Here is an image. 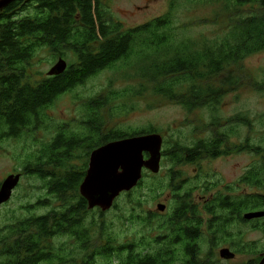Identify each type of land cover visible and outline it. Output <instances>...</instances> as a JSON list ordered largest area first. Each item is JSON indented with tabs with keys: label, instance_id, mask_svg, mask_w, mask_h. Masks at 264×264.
<instances>
[{
	"label": "trees",
	"instance_id": "trees-1",
	"mask_svg": "<svg viewBox=\"0 0 264 264\" xmlns=\"http://www.w3.org/2000/svg\"><path fill=\"white\" fill-rule=\"evenodd\" d=\"M106 1L13 2L0 13V142L18 139L32 127L41 126L45 110L61 96L82 85L86 78L119 64L133 69L156 96L188 114L204 111L219 117L222 99L242 89L243 83L260 94L264 92V80L255 79L251 85L245 65L250 57L264 52V0H173L166 14L133 29H125L113 19ZM208 6L218 9L210 21L222 19L225 32L214 40L188 37L194 23L177 26L180 10ZM43 51L63 60L71 56L74 62L55 79L33 80L37 74L32 71V63ZM119 97L115 95V99ZM107 103L108 99L99 98L87 105L90 138L60 128L51 143L43 146L32 168L25 167V174L46 181L48 194L60 207L1 228L0 264H98V259L106 264H196L192 256L196 232L192 223H181L177 217L171 216L161 226V231H168L167 236L159 235L151 242L141 238L119 243L112 225L92 223L89 229L85 224L91 211L79 188L87 164L76 169L72 165L75 152L83 150L88 158L95 149L110 142L157 133L153 129L104 133L101 114ZM243 118L245 127L251 128L248 115H238L237 122L242 124ZM202 128L208 130L210 126L206 123ZM234 131L230 126L228 132ZM212 142L217 143V138L197 139L191 146L177 142L164 155L177 167L224 154L216 152L218 147ZM245 150L264 158L263 147L252 145L249 139ZM255 174L256 166L248 171V187L256 186ZM173 177L180 179L177 174ZM142 184L143 180L133 191L123 194L131 212L142 208V200L135 195ZM155 187L163 188L161 184ZM168 188L175 195L181 193L180 186L171 184ZM180 197L176 203H189L191 192ZM251 199H247V210ZM42 206L47 203L40 201L35 208ZM113 209L119 210L117 202ZM97 211L100 219L107 214ZM152 218L149 213L146 217L131 213L129 218L120 216L119 220L141 221L151 227ZM93 228L98 234L92 233ZM62 238H68L73 245L70 253L55 246L54 241Z\"/></svg>",
	"mask_w": 264,
	"mask_h": 264
},
{
	"label": "rangeland",
	"instance_id": "rangeland-1",
	"mask_svg": "<svg viewBox=\"0 0 264 264\" xmlns=\"http://www.w3.org/2000/svg\"><path fill=\"white\" fill-rule=\"evenodd\" d=\"M171 1L173 0H107L106 6L114 20L122 23L125 29H133L166 14ZM217 12L218 9L214 6L197 9L184 7L177 16L176 24L180 26L194 23L187 33L188 37L214 40L225 32L222 19L210 21ZM57 62V59L46 51L38 53L32 63V71L37 74L33 80L45 78ZM65 62L70 66L74 59L70 56ZM245 65L249 71L251 85L256 80L259 82L264 80V52L250 57ZM242 85H244L242 89L229 92L222 99L219 116L228 125V121L236 115L241 113L248 115L252 127L238 128L239 138L241 141L249 139L252 145H261L264 149V92L260 94L250 86H245V83ZM115 95L120 97L115 99ZM99 98H106L109 102L101 114L104 133L110 131L133 133L153 129L164 137L163 151H168L177 142L191 146L197 139L207 138L211 132V128L208 130L202 128L204 124H209L210 113L196 111L188 114L180 106L156 96L149 83L146 84L137 78L136 72L123 64L103 70L72 92L61 96L52 107L46 109L41 126L32 127L30 132L24 133L18 139L0 142V185L10 175L22 176L11 200L0 207V229L19 219L46 215L60 207V203L48 194L46 181L25 174V167L32 168L31 164L35 163V159L41 157L43 146L51 143L56 136L55 131L60 128L68 132L70 130L79 132L82 137L89 136V129H85L83 124L88 120L87 105ZM75 157L72 165L76 169H82L85 164H89V157L86 158L85 151H76ZM256 162L258 158L248 152L240 155L231 153L215 161L208 158L186 168L174 167L168 159L163 158L160 173L154 175L145 172L143 184L135 192L136 197H140L143 202L142 208L131 212L126 197L121 195L116 201L119 210L112 208L102 219L99 217L98 209L93 210L86 217L85 224L89 229L92 223L105 222L112 225V231L119 243L141 238L151 242L159 235L165 237L169 233L167 230L161 231V226L171 216L176 205V197L171 194L169 185L180 186L182 194L194 188H206L207 182L218 183L220 180L225 181V184H232L245 168L248 170ZM173 174L179 175L180 179L173 177ZM208 175L213 176L214 181ZM157 184H161L163 188L156 189ZM248 192L252 193L250 190ZM203 195L201 191L196 192L198 197ZM40 201L46 202L47 206L35 208ZM159 204L166 206L164 212L157 210ZM131 213L141 217H146L147 213L151 214L152 226H146L141 221L119 220L120 216L129 218ZM92 230L93 234H98L96 228ZM257 239L258 235L253 233L247 238L248 241ZM54 244L58 249L64 248L66 253L74 249L68 238L58 239ZM97 262L106 264L101 259Z\"/></svg>",
	"mask_w": 264,
	"mask_h": 264
},
{
	"label": "flooded vegetation",
	"instance_id": "flooded-vegetation-1",
	"mask_svg": "<svg viewBox=\"0 0 264 264\" xmlns=\"http://www.w3.org/2000/svg\"><path fill=\"white\" fill-rule=\"evenodd\" d=\"M26 3L28 2H24L23 4ZM55 58L57 61L62 59L60 57ZM94 76H90L86 78V80ZM57 77L59 76H48L47 74L45 78L37 80L55 79ZM238 115L244 116L245 114L241 113ZM238 115H236L235 118L230 119L228 121V125L227 122H224L220 116L216 118L215 115H209V126L211 128V132L208 136L209 138L212 137L213 140L217 138V143L212 142L216 147H218L216 152L224 153L217 157L209 158L211 161L219 160L224 156H229L231 153L239 155L247 153L245 150L246 139L241 141V138H239L240 133H238V128H246L244 125L245 119L243 118V123L240 124L237 122ZM97 119L98 118H96V121ZM98 123L99 122H97V124ZM83 124L85 129L87 127L89 128L90 134V129H92L90 119L89 121L87 120V122L85 121ZM216 126H218V128H216ZM230 126L235 128L233 133L228 132V128H230ZM95 134V141H97L98 134ZM142 135L144 134H141L140 136ZM91 136L92 135L90 134L86 138L88 139ZM100 136L101 132L99 133L98 137ZM236 138H239L238 141H235ZM219 142H222V144H218ZM163 145L161 151V165L163 158H166L164 155L165 151H163ZM256 157L258 158V162L255 163L256 165L253 164L248 170L243 168L244 171L232 184H225V181L220 180L218 183L207 182L206 188H194L195 190L193 189L190 191L191 201L189 203H176L171 216L177 217L181 223H192L191 228L196 232L192 247V256L193 259H195L196 264H260L263 260L264 158L261 156ZM147 158L148 156L146 155V159ZM205 160L206 159H201L191 164H183L177 167L186 168L189 165H195ZM254 166H256V186L248 187L246 178L248 171L252 170ZM145 172L148 171H144V174ZM208 177L212 178V181L215 179L211 175H208ZM249 190L252 193L248 192ZM170 191L171 194L176 197V202L180 201V196H184V194L188 193H180V195H175L172 190ZM197 191L203 192L204 195L200 197L196 196ZM248 197L253 198L250 200L251 203L248 207L249 210H247ZM249 213H261L263 216L253 220H246L245 216ZM252 233L257 234L258 239L255 241H248V235ZM223 251L228 252L227 258L222 256Z\"/></svg>",
	"mask_w": 264,
	"mask_h": 264
},
{
	"label": "water",
	"instance_id": "water-1",
	"mask_svg": "<svg viewBox=\"0 0 264 264\" xmlns=\"http://www.w3.org/2000/svg\"><path fill=\"white\" fill-rule=\"evenodd\" d=\"M31 0H0V13L13 2ZM67 63L60 59L48 76H60L67 70ZM163 137L160 134L135 136L110 142L95 149L89 158L86 176L80 185L79 194L86 201L87 209L110 211L121 195L133 191L144 177V171L157 175L161 171ZM146 155L148 158L146 159ZM22 176L10 175L0 185V207L7 204ZM159 212L166 206L159 204ZM261 213H249L246 220L262 217ZM227 251L222 256L227 258ZM260 264H264V258Z\"/></svg>",
	"mask_w": 264,
	"mask_h": 264
},
{
	"label": "bare ground",
	"instance_id": "bare-ground-1",
	"mask_svg": "<svg viewBox=\"0 0 264 264\" xmlns=\"http://www.w3.org/2000/svg\"><path fill=\"white\" fill-rule=\"evenodd\" d=\"M164 141V140H163Z\"/></svg>",
	"mask_w": 264,
	"mask_h": 264
}]
</instances>
